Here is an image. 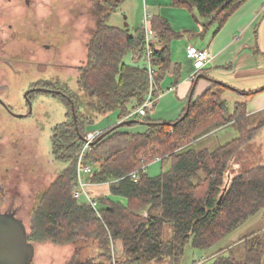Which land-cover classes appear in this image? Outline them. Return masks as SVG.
<instances>
[{
    "label": "trees",
    "instance_id": "obj_1",
    "mask_svg": "<svg viewBox=\"0 0 264 264\" xmlns=\"http://www.w3.org/2000/svg\"><path fill=\"white\" fill-rule=\"evenodd\" d=\"M244 1L170 0L172 8L187 10L204 32L221 28ZM123 2L102 0L93 9L95 26L75 79L92 115L83 112L74 93L65 92L69 102L59 98L65 120L51 129L50 145L53 162L64 168L41 192L29 213L28 241L71 246L69 264H110L116 243L121 248L117 264H181L187 245L194 250H211L264 210V165L237 171L225 183L226 174L241 159L237 157L264 131V120L251 126L246 113L247 99L264 88L245 93L214 84L191 100L183 119L185 111L169 123L152 120V110L145 116L134 114L150 86L155 99L161 93L160 83L169 71V44L179 36L166 20L151 18L148 26L157 40L147 62L143 27L130 33L128 26L109 24ZM148 63L154 70L151 79ZM216 87L231 90L243 100L229 111ZM115 112L119 123H128L98 135L109 131L83 158L92 169L88 182L109 185L111 198H96L94 210L71 195L84 145L79 137L91 133L100 117ZM228 124L236 131L233 140L214 150L192 148L198 138ZM139 126L145 127L141 133L135 131ZM156 160L169 161L170 167L150 177L146 168ZM133 173L138 174L136 182L131 178ZM166 227L169 239L164 237ZM243 242L242 260L229 253L211 264H262L263 240L250 235Z\"/></svg>",
    "mask_w": 264,
    "mask_h": 264
},
{
    "label": "crops",
    "instance_id": "obj_2",
    "mask_svg": "<svg viewBox=\"0 0 264 264\" xmlns=\"http://www.w3.org/2000/svg\"><path fill=\"white\" fill-rule=\"evenodd\" d=\"M139 2V14L134 18L133 30L143 26L144 15L148 14L150 18L159 16L166 20L179 36L169 44V71L160 83L161 95L150 113L152 120L167 123L177 120L185 111L188 97L193 88L191 100L200 97L214 84H221L245 93L264 88V0H245L221 28L212 27L207 32L203 31L201 25L195 23L187 10L172 8L170 0H139ZM127 26L129 27L128 24ZM188 46L198 50H207L211 54V62L198 74V76L203 75L210 80L190 81L194 69L192 62L186 56L185 50ZM127 61L133 63L130 58ZM215 91L218 95L221 92L224 95L225 91L233 92L220 87H216ZM237 96L239 100L236 102L243 100L239 95ZM236 102L229 107L227 105L229 111H232ZM246 113L251 126L260 120H264V91L247 99ZM117 124H119L118 112L100 117L91 127V133L101 134ZM226 129L234 130L236 134L233 124H228L223 128L209 131L198 138L193 145L215 136L214 146L216 149L229 142L221 144L218 140V135L226 136L228 132ZM144 130V126L135 129L136 132L140 133ZM244 151L240 161L236 162V165L232 166L233 168L231 167L233 172L264 165V131ZM151 166H159V175L165 167L166 171L169 169L170 162L157 160L152 162L146 168L148 175ZM82 179L87 194L92 198H111L108 184H90L88 175H84ZM82 200L84 203V199ZM250 235H257L264 242V210L249 219L214 247L213 252L207 255L209 259L202 263L195 262L192 264H206L207 262L211 264L216 257L227 256L229 253H232L238 260H242L244 254L243 241ZM120 254L119 245L118 256ZM262 264H264V259Z\"/></svg>",
    "mask_w": 264,
    "mask_h": 264
},
{
    "label": "rangeland",
    "instance_id": "obj_3",
    "mask_svg": "<svg viewBox=\"0 0 264 264\" xmlns=\"http://www.w3.org/2000/svg\"><path fill=\"white\" fill-rule=\"evenodd\" d=\"M67 11L61 15L66 18L69 16L67 29V46L65 51L70 55L74 54V63L77 68L84 62L86 53V43L90 37V32L95 26L93 9L98 6L102 0H61ZM139 0H125L116 14L111 15L109 24L111 26L123 27L129 25V32L133 31L134 18L139 14ZM73 8L76 14H73ZM64 18V19H65ZM124 18H126L124 20ZM128 60V57H127ZM77 71L68 69L60 78L67 91L78 96L84 113L92 115L86 107L87 99L79 92L76 86ZM24 84L19 90V94L26 88ZM225 91L224 95L219 93L221 101L227 103L228 107L239 100L234 92ZM38 104L31 117L14 121L5 118L4 120L16 130H1L6 133V160L0 162V212L8 207L16 210V216L20 218L28 229L29 213L34 206L38 196L54 180L58 172L63 168V164L53 162L51 157L50 136L51 129L65 120V108L59 102L58 98L40 95ZM41 101V102H40ZM23 129V130H21ZM25 129V130H24ZM226 136L218 135V140L224 144L233 139L236 134L234 130L226 129ZM215 136L205 141L193 145L195 150L207 149L213 150ZM245 151L237 158H242ZM236 158V160H237ZM233 168V167H232ZM232 168L225 176V183L237 172ZM159 166H151L148 170L149 175L156 176L159 173ZM166 171V167L164 168ZM241 171V170H240ZM120 200V199H117ZM83 200L81 199L80 202ZM122 201V200H120ZM165 239L170 237V229H165ZM35 256L32 264H69L72 258L73 249L71 246H54L49 243L34 244ZM115 254L119 253V244H115ZM212 250V249H211ZM212 251L194 250L187 245L184 249V256L181 264L202 263L209 259ZM210 264V263H206Z\"/></svg>",
    "mask_w": 264,
    "mask_h": 264
},
{
    "label": "flooded vegetation",
    "instance_id": "obj_4",
    "mask_svg": "<svg viewBox=\"0 0 264 264\" xmlns=\"http://www.w3.org/2000/svg\"><path fill=\"white\" fill-rule=\"evenodd\" d=\"M65 10L61 0H0V162L7 157L6 133L1 130H16L5 118L31 117L40 95L69 102L60 78L77 65L74 54L65 51Z\"/></svg>",
    "mask_w": 264,
    "mask_h": 264
},
{
    "label": "built area",
    "instance_id": "obj_5",
    "mask_svg": "<svg viewBox=\"0 0 264 264\" xmlns=\"http://www.w3.org/2000/svg\"><path fill=\"white\" fill-rule=\"evenodd\" d=\"M150 16L148 14L144 15L143 19V29L145 34V40H144V46H145V54L147 62L149 61L150 55H151V46L156 44V36L155 34L149 29V21ZM186 56L187 58L192 62L194 72L190 76V81H195L199 72H201L212 60V56L207 50H198L192 46H188L186 48ZM148 72L151 79V76L154 72V70L150 67L148 63ZM153 87L150 86L149 93L147 94L143 104L136 109L135 113L138 116H145L147 111H151L155 102L160 97L161 93L158 95V98H154L153 93ZM100 134H94V133H88L86 135L85 142L83 145L82 150L80 151L77 159V185L72 191V198L74 200L80 201L81 199H84V203L91 206L94 210L97 208V202L95 198H92L89 196L85 189V184L83 182L82 177L84 175H89L92 172V169L90 166L84 164V154L91 148L90 143H92L97 136ZM142 172H145V168H142ZM131 178L134 182L138 181L139 177L137 173H133L131 175ZM114 251V250H113ZM112 251V257L110 264H117V257L114 252Z\"/></svg>",
    "mask_w": 264,
    "mask_h": 264
},
{
    "label": "water",
    "instance_id": "obj_6",
    "mask_svg": "<svg viewBox=\"0 0 264 264\" xmlns=\"http://www.w3.org/2000/svg\"><path fill=\"white\" fill-rule=\"evenodd\" d=\"M125 19L126 18H124V20ZM123 27L127 28V24H124ZM198 79L208 78L199 75L197 76L196 81ZM193 91L194 88L191 90L188 97L187 106L182 119L188 113V106L191 102ZM71 110L74 123H76L75 108L73 105L71 106ZM125 123H119L118 127H122ZM76 131L78 132L77 127ZM108 133L109 131L95 139L90 143V147L97 145ZM79 138L85 142L84 138ZM34 256L35 245L28 241L27 228L23 221L16 216V210L8 207L5 211L0 212V264H32Z\"/></svg>",
    "mask_w": 264,
    "mask_h": 264
}]
</instances>
